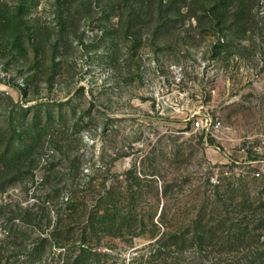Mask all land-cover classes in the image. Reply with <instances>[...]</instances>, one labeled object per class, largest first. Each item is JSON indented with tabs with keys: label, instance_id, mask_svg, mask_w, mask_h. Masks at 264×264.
Wrapping results in <instances>:
<instances>
[{
	"label": "rangeland",
	"instance_id": "rangeland-1",
	"mask_svg": "<svg viewBox=\"0 0 264 264\" xmlns=\"http://www.w3.org/2000/svg\"><path fill=\"white\" fill-rule=\"evenodd\" d=\"M263 134L264 0H0V264H264Z\"/></svg>",
	"mask_w": 264,
	"mask_h": 264
},
{
	"label": "built area",
	"instance_id": "built-area-1",
	"mask_svg": "<svg viewBox=\"0 0 264 264\" xmlns=\"http://www.w3.org/2000/svg\"><path fill=\"white\" fill-rule=\"evenodd\" d=\"M193 117V115L189 116V120ZM191 127L199 131L200 133H203V136L206 137L207 135L213 134V132H216L221 129V121L216 117L215 115H212L210 113H198L195 117H193V120H191ZM260 157L247 161L249 164H253L254 170V176L256 177H263L264 176V134L261 136L259 140V145L257 147L253 148Z\"/></svg>",
	"mask_w": 264,
	"mask_h": 264
},
{
	"label": "trees",
	"instance_id": "trees-1",
	"mask_svg": "<svg viewBox=\"0 0 264 264\" xmlns=\"http://www.w3.org/2000/svg\"><path fill=\"white\" fill-rule=\"evenodd\" d=\"M161 215H163V213H161ZM47 216H48V213H47ZM87 218H89V217H87ZM68 230H69L68 234H72L73 236H74V233H77L76 230H74V228H69ZM89 230L90 231L91 230L94 231L92 222L85 223L83 225V227H81V229L78 231V234H80L79 236H81V237H83V236L87 237L86 236L88 234L87 231H89ZM56 236H57L56 235V229L53 228L52 231H50L47 235H45L44 238H42L41 241H42L43 244L41 245L42 246L41 250L42 251L47 250L48 247L46 245V242L49 241L48 239L54 240V238H57ZM74 242L78 243L79 253H86V252H88L89 250H91L94 247L93 245H91V242L89 240H86V239H77V240L75 239ZM155 243H158V240L154 241L153 243H150V245L151 244H155ZM53 246L56 247L55 244ZM59 246H61V245H59ZM144 248L145 247H142V249H144ZM49 249H50V247H49ZM149 256L146 255V250H144V253L141 254V261L138 262V264H153L152 261H147V257H148L149 260H151V258H149ZM88 260L89 259H87L85 256L79 255L78 258L76 259V264H89ZM166 260H167V258H166ZM131 264H133V262Z\"/></svg>",
	"mask_w": 264,
	"mask_h": 264
}]
</instances>
